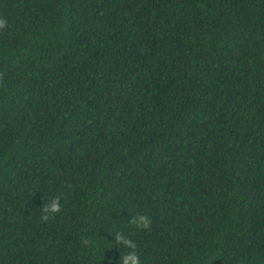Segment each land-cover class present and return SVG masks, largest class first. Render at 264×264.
Listing matches in <instances>:
<instances>
[{
    "label": "trees",
    "instance_id": "trees-1",
    "mask_svg": "<svg viewBox=\"0 0 264 264\" xmlns=\"http://www.w3.org/2000/svg\"><path fill=\"white\" fill-rule=\"evenodd\" d=\"M0 19V264H264V0Z\"/></svg>",
    "mask_w": 264,
    "mask_h": 264
},
{
    "label": "clouds",
    "instance_id": "clouds-1",
    "mask_svg": "<svg viewBox=\"0 0 264 264\" xmlns=\"http://www.w3.org/2000/svg\"><path fill=\"white\" fill-rule=\"evenodd\" d=\"M6 19H0V28H4L7 25ZM61 204L58 197H54L51 199L46 205H44L42 211L44 213L43 219H48L50 214L58 213L60 211ZM132 223L137 226V228L148 229L151 220L145 214L137 213L132 220ZM119 241L126 246L127 248L131 249L128 251L122 258L121 264H141V259L139 254L136 251L135 245L127 239L122 233L118 237Z\"/></svg>",
    "mask_w": 264,
    "mask_h": 264
}]
</instances>
